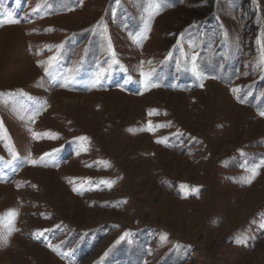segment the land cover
<instances>
[{
    "label": "rangeland",
    "instance_id": "1",
    "mask_svg": "<svg viewBox=\"0 0 264 264\" xmlns=\"http://www.w3.org/2000/svg\"><path fill=\"white\" fill-rule=\"evenodd\" d=\"M262 113L264 0H0V264H264Z\"/></svg>",
    "mask_w": 264,
    "mask_h": 264
},
{
    "label": "snow or ice",
    "instance_id": "2",
    "mask_svg": "<svg viewBox=\"0 0 264 264\" xmlns=\"http://www.w3.org/2000/svg\"><path fill=\"white\" fill-rule=\"evenodd\" d=\"M9 15H11V14H9ZM7 22H8V23H15L16 21H15V20H12V19H9ZM194 59H195V58H194ZM46 71H47V69H46ZM145 75H147V74H145ZM201 86H202V85H201ZM233 91H237V90L234 89ZM262 115H264V113H262ZM149 130H151V128H150ZM34 136H39V134L34 133ZM45 155H47V154H45ZM36 162H37V161H35V160L32 161L33 164H35ZM257 174H258V172H257L256 170H253V177H252V178H254V176L257 175ZM252 178H249L246 182H247V183H251V179H252ZM11 215H12V216H16V215H18V213H16V212L13 211V212L11 213Z\"/></svg>",
    "mask_w": 264,
    "mask_h": 264
},
{
    "label": "trees",
    "instance_id": "3",
    "mask_svg": "<svg viewBox=\"0 0 264 264\" xmlns=\"http://www.w3.org/2000/svg\"><path fill=\"white\" fill-rule=\"evenodd\" d=\"M210 8L209 7H204L203 10H195V11H191L190 15H188V18L192 17V18H200L202 16H204L207 12H209Z\"/></svg>",
    "mask_w": 264,
    "mask_h": 264
}]
</instances>
